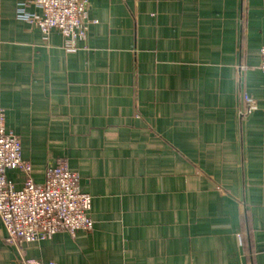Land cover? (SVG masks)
Wrapping results in <instances>:
<instances>
[{
	"label": "crops",
	"instance_id": "crops-1",
	"mask_svg": "<svg viewBox=\"0 0 264 264\" xmlns=\"http://www.w3.org/2000/svg\"><path fill=\"white\" fill-rule=\"evenodd\" d=\"M32 1L0 0V108L94 227L18 246L0 217V264H264V0H88L75 49Z\"/></svg>",
	"mask_w": 264,
	"mask_h": 264
},
{
	"label": "built area",
	"instance_id": "built-area-1",
	"mask_svg": "<svg viewBox=\"0 0 264 264\" xmlns=\"http://www.w3.org/2000/svg\"><path fill=\"white\" fill-rule=\"evenodd\" d=\"M32 4L41 10L42 16L27 14L24 3L19 10L21 18L36 25L44 35L58 31L71 49L76 48L78 40L86 39L88 25L93 22L88 0H33ZM261 54L260 69L264 74V23ZM245 102L250 108L254 106L248 96ZM10 170L23 174L21 189L8 177ZM91 207L92 197L82 192L78 174L64 162L49 165L45 182L35 183L33 167L22 156L21 139L7 129L5 111L0 108V217L7 241L21 246L50 239L60 232L75 237L80 231H91L94 227Z\"/></svg>",
	"mask_w": 264,
	"mask_h": 264
}]
</instances>
